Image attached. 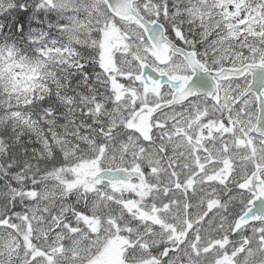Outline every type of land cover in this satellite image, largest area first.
Listing matches in <instances>:
<instances>
[{"label":"snow or ice","instance_id":"snow-or-ice-1","mask_svg":"<svg viewBox=\"0 0 264 264\" xmlns=\"http://www.w3.org/2000/svg\"><path fill=\"white\" fill-rule=\"evenodd\" d=\"M0 264H264V0H0Z\"/></svg>","mask_w":264,"mask_h":264}]
</instances>
